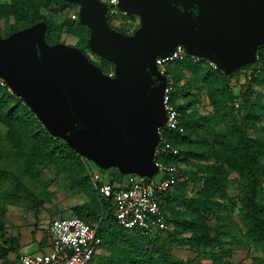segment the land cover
<instances>
[{
	"label": "water",
	"instance_id": "water-1",
	"mask_svg": "<svg viewBox=\"0 0 264 264\" xmlns=\"http://www.w3.org/2000/svg\"><path fill=\"white\" fill-rule=\"evenodd\" d=\"M80 4L90 47L115 64L109 76L70 43L48 42L47 23L0 33V74L45 127L98 167L154 177L159 126L167 122V78L156 64L177 44L226 73L253 64L264 44V0H119L140 15L130 33L114 28L109 3Z\"/></svg>",
	"mask_w": 264,
	"mask_h": 264
},
{
	"label": "trees",
	"instance_id": "trees-1",
	"mask_svg": "<svg viewBox=\"0 0 264 264\" xmlns=\"http://www.w3.org/2000/svg\"><path fill=\"white\" fill-rule=\"evenodd\" d=\"M59 1L63 2L61 9L67 11L71 9L70 5H77L75 1ZM37 21L47 23L48 42H59V39H49L53 25L50 19L40 12L34 13L28 23L10 29L7 34ZM63 24L75 35L79 33L81 41L91 48L90 28L80 21L79 14L77 18H72L69 12ZM257 55L258 58L253 64L230 74H226L221 68L214 69L206 58L195 60L191 54L174 61L168 67L174 77L173 99L181 112L184 131L164 132L179 148V153L164 156L162 159L168 164H175L183 178L173 190L164 191L166 196H161L160 193L161 207L166 213L167 222L173 224V227L153 233L120 224L114 214L111 198L100 193L91 180L87 163L93 162L73 149L64 139L53 135L22 96L0 85V121L7 125L6 135H0V232L7 227L6 199L10 187V194L19 196L17 184H25L42 203L52 201L55 190L50 182L45 183L41 178V166L52 164L58 174H67L71 188L85 189L91 195L89 203L74 206L77 214H73L97 223V231L102 241L99 250L93 255L91 264H197L201 262L203 254L209 255L211 264H235L232 259L233 247L245 242L257 245L264 253V123L260 119L264 109L261 103L259 107L260 96L254 88L257 82L264 81V44L258 47ZM101 58L100 66L103 71L106 72L110 66H115L113 61L103 56ZM259 62L260 75L246 84L240 105L236 107L234 101L238 95L232 89L230 79L239 77L243 68L256 69ZM186 70L202 79L204 85L209 88L219 127H207L209 118L195 115L192 107H195L199 100V92L193 93L188 85L190 82L182 81V73ZM22 107L26 112L18 123L23 120L29 125L32 124L35 127L33 134H41L42 141H51L52 147L43 149L37 145L31 150L21 149L15 121L24 114ZM200 128H205L206 131L201 133ZM231 158L235 160L233 167ZM183 163L184 166L181 165ZM97 168L104 173H110L108 169L98 166ZM111 168L117 171L111 174L112 180L123 176L117 167ZM233 169L239 172L242 202L240 214L245 228L244 237L230 233L223 224L209 226L207 222V218L216 215V209L225 202ZM191 179L202 180V187L197 195L188 196L185 189L187 181ZM35 181H38L39 185L33 186ZM174 202L183 205L192 219H183L172 213L170 210ZM181 226L191 229L199 227L200 232L179 233L178 228ZM8 241V245L5 243L0 246L1 264H16V256L20 253L19 240L11 237ZM176 246H188L196 251L197 255L191 259L181 258L174 254ZM12 251H17L13 258L9 256Z\"/></svg>",
	"mask_w": 264,
	"mask_h": 264
},
{
	"label": "rangeland",
	"instance_id": "rangeland-1",
	"mask_svg": "<svg viewBox=\"0 0 264 264\" xmlns=\"http://www.w3.org/2000/svg\"><path fill=\"white\" fill-rule=\"evenodd\" d=\"M61 4H63V2L59 0H0V32L2 34H7L10 29L28 23L32 19L34 13L40 12L45 14L52 22L53 31L49 35L50 40L59 39V41L80 46L84 48V50L89 49L85 45V42L81 41L82 39L79 33L75 35L74 32L69 31L63 24L64 18L69 12L73 11V9H76L75 6L71 5V9L67 11L66 9H61ZM109 21L114 27L127 31L129 29L132 30L133 27L139 23V17L135 14H128L117 16L116 19L113 20L112 16H109ZM92 56L102 61L98 55L92 53ZM182 75L183 82L186 80L190 82L188 85L191 91L193 93L195 91L199 92V100L196 102V106L192 107L195 115L197 117L204 116L206 119L209 118V121L206 123L207 127L213 125L219 127V124L216 123L214 115L215 108L211 102L209 88L204 85L202 79L188 70L184 71ZM254 88L256 93H259L260 96L259 107H261V103L264 109V81L257 82ZM192 96L190 95V97ZM11 104L12 103H9V105ZM21 111L24 114L15 121L17 122V130L19 131V144L21 149L31 150L37 145L43 149L52 147L53 144L51 141L46 143L42 141L41 134H33L35 127L32 124L29 125L23 120L18 123L20 119L24 118L26 109L22 107ZM260 119L262 123H264V110L261 112ZM199 131L204 133L206 129L200 128ZM249 131L251 132L252 128H250ZM6 133L7 125L5 122L0 121V135H6ZM229 152H231V149H229ZM91 165L97 167L95 163H91ZM181 165L184 166V163ZM231 165L232 167L235 166V160L233 158H231ZM41 167V178L44 179L45 183H51V187L56 193L55 196L50 203H42L39 197L25 186V184H17V186H19L17 187L19 196L11 195L10 187L9 195L6 199L7 227L3 232H0V246L5 245V243L8 245V239L14 237L19 240L20 244L18 251L20 252H35L43 250V248H48L49 238L47 227L49 222L55 217L77 214L74 210V206L81 203H89L91 200V195L86 192L85 189L71 188L67 174H58L54 165H43ZM107 171L110 172V175L117 173L114 168H109ZM238 175L239 172L233 169L230 174L228 194L224 199L225 202L223 206L216 209V215L214 214L207 218V222L209 226H213L216 223L223 224L230 233L244 237L245 228L241 222L240 206L242 202ZM34 185H39L38 181H35L33 183V186ZM201 187L202 180L191 179L187 181L185 190L188 196H193L198 194ZM161 196H166V192H161ZM170 211L183 219H192L191 215L186 212L184 206L177 202L171 205ZM171 226L173 227V224H171ZM178 231L183 234H191L193 232H200V228L195 227L191 229L181 226L178 228ZM16 252L17 251L10 252L9 256L13 258ZM174 254L184 259H191L197 255V252L188 246H176L174 248ZM232 259L235 264H264V253L257 245L245 242L233 247ZM197 264H211L209 255H201V262Z\"/></svg>",
	"mask_w": 264,
	"mask_h": 264
},
{
	"label": "built area",
	"instance_id": "built-area-1",
	"mask_svg": "<svg viewBox=\"0 0 264 264\" xmlns=\"http://www.w3.org/2000/svg\"><path fill=\"white\" fill-rule=\"evenodd\" d=\"M109 3L107 10L112 19L129 12L118 8L119 0H100ZM79 7L70 12L72 18L78 17ZM188 54L182 44H177L174 51L166 56L158 55L155 59L158 69L167 78L164 91V106L167 113V122L159 126L160 140L156 145L154 158L159 171L150 178L137 173L123 175L120 179L112 180V176L104 173L91 163H87L88 172L95 187L104 196L111 198L113 211L119 223L128 228H136L146 233L156 230L170 229L171 224L166 220V213L160 204V193L173 190L183 178L175 164H168L162 157L179 153L175 146L164 134L166 130L183 132L184 125L181 112L173 99L175 91L174 77L168 67L178 59H184ZM195 60L201 57L191 54ZM258 58V56H257ZM214 69L220 68L212 59L206 58ZM260 62L257 68H246L239 77H232L230 85L238 95L235 106L241 101V94L246 84L260 75ZM106 73L115 75V67L110 66ZM0 85L13 91L5 78L0 74ZM49 247L35 252H20L16 256V264H91L93 255L99 250L101 236L97 231V223L80 216L69 215L53 218L47 227Z\"/></svg>",
	"mask_w": 264,
	"mask_h": 264
},
{
	"label": "flooded vegetation",
	"instance_id": "flooded-vegetation-1",
	"mask_svg": "<svg viewBox=\"0 0 264 264\" xmlns=\"http://www.w3.org/2000/svg\"><path fill=\"white\" fill-rule=\"evenodd\" d=\"M69 1V0H68ZM71 4H72V2H71ZM71 6V5H70ZM75 6V8H77V7H79L80 8V4L79 3H77V5H74ZM79 12V11H78ZM132 14H135L136 16H138L139 17V23L135 26V27H133V29L132 30H127V31H123V32H126V33H130V32H132L134 29H136L139 25H140V22H141V18H140V15L139 14H137V13H132ZM108 12H107V18H108ZM110 22V21H109ZM110 24H111V22H110ZM112 25V24H111ZM113 26V25H112ZM23 28V27H22ZM1 33V32H0ZM2 34V33H1ZM2 35H7V34H2ZM71 44V43H70ZM73 45H75V44H73ZM75 46H77V45H75ZM78 47V46H77ZM80 48V47H79ZM84 52H85V54L88 56V58L90 59V60H92L93 62H95L97 65H99L100 66V64H101V60H98V59H96V58H94L93 56H92V53L93 54H96V55H98L100 58H101V56L102 55H100L99 53H97V52H95L92 48H89V49H85V50H83ZM102 59V58H101ZM101 67V66H100ZM103 69V68H102Z\"/></svg>",
	"mask_w": 264,
	"mask_h": 264
},
{
	"label": "crops",
	"instance_id": "crops-1",
	"mask_svg": "<svg viewBox=\"0 0 264 264\" xmlns=\"http://www.w3.org/2000/svg\"><path fill=\"white\" fill-rule=\"evenodd\" d=\"M48 238H49V236H48ZM48 245H49V243H48ZM44 249V248H43ZM46 249V248H45Z\"/></svg>",
	"mask_w": 264,
	"mask_h": 264
}]
</instances>
